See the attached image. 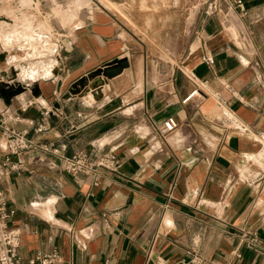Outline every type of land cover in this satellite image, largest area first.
I'll use <instances>...</instances> for the list:
<instances>
[{
  "label": "crops",
  "instance_id": "1",
  "mask_svg": "<svg viewBox=\"0 0 264 264\" xmlns=\"http://www.w3.org/2000/svg\"><path fill=\"white\" fill-rule=\"evenodd\" d=\"M242 1L247 14L234 11L243 29L236 38L204 16L203 0H169L155 18L185 20L191 34L186 55L168 69L147 60V44L129 23L146 32L140 6L149 0L72 3L88 16L55 72L52 62L53 77L0 99V112L21 118L9 126L40 146H64L67 157L113 155L122 166L71 176L39 149L20 156L22 170L1 179L0 194L15 210L24 263L56 247L61 264H264V253L244 243L255 234L264 251V0ZM206 52L211 67L201 62ZM118 60L127 68L101 83L96 76ZM95 80L98 101L86 96ZM30 99L40 105L21 112ZM167 119L175 129L163 135ZM38 126L46 130L36 134Z\"/></svg>",
  "mask_w": 264,
  "mask_h": 264
},
{
  "label": "rangeland",
  "instance_id": "2",
  "mask_svg": "<svg viewBox=\"0 0 264 264\" xmlns=\"http://www.w3.org/2000/svg\"><path fill=\"white\" fill-rule=\"evenodd\" d=\"M149 1V4L140 6L146 12L143 22L146 32H137L136 22L129 23L135 29L134 33L142 35L147 44V60L166 62L168 69L173 66L171 63L175 64L186 55L183 47L191 34L190 23L185 20L170 23L156 19L155 14L159 16L168 12L169 0ZM74 2L76 0H0V55L4 58V62H0V99L10 101L23 93H31L37 84L53 77L52 62L55 72L60 50L73 32L84 26L88 16L86 10L74 12ZM135 7L131 6L132 9ZM185 7L180 2L176 4L178 9ZM171 24L176 26L174 31L168 28ZM228 28L238 38L234 24H229ZM2 48L6 51L3 52ZM170 49L172 51H168ZM22 69L26 70L25 75ZM45 74L51 77L42 79L47 77ZM95 81L87 88L86 96L90 100L97 96L94 92ZM91 87L95 89L91 90Z\"/></svg>",
  "mask_w": 264,
  "mask_h": 264
},
{
  "label": "built area",
  "instance_id": "3",
  "mask_svg": "<svg viewBox=\"0 0 264 264\" xmlns=\"http://www.w3.org/2000/svg\"><path fill=\"white\" fill-rule=\"evenodd\" d=\"M205 4V17L216 16L220 19V25L229 30V24H234L236 30L243 31L239 26V21L233 20L235 9L238 10L240 18L245 17L247 12L242 0H203ZM244 36V35H243ZM245 38V37H244ZM201 62L211 67L214 64L212 55L206 52L201 56ZM40 105L35 99L26 100L19 104V110L25 112L34 105ZM44 111V115H48ZM22 123L23 120L13 115L9 110L0 112V153L2 161L0 162V181L13 173L18 174L22 170L20 156L36 149L41 150L45 155L57 158L63 167V171L71 176L78 174L92 173L97 174L100 171L116 173L121 168V162L113 155H91L86 151H77L71 156L64 155L65 147H46L40 146L27 136L25 132L17 131L9 122ZM175 124L172 119H167L163 123V135L173 132ZM46 130V126H38L35 129L36 134H41ZM16 158L13 162L12 158ZM44 161L43 159L41 160ZM15 216V210L9 206L6 198L0 194V264H61L62 256L60 251L53 247L48 252H34L27 260L23 262L20 248V232L11 225V220ZM244 243L248 250L258 254H263L262 242L255 234H248L244 237ZM76 247H79L76 244ZM193 263V262H192ZM154 264H165L163 262H154Z\"/></svg>",
  "mask_w": 264,
  "mask_h": 264
},
{
  "label": "water",
  "instance_id": "4",
  "mask_svg": "<svg viewBox=\"0 0 264 264\" xmlns=\"http://www.w3.org/2000/svg\"><path fill=\"white\" fill-rule=\"evenodd\" d=\"M124 68H127V62L125 60H118L101 70L99 76H102L107 81L121 74ZM99 99H94V101H98Z\"/></svg>",
  "mask_w": 264,
  "mask_h": 264
},
{
  "label": "bare ground",
  "instance_id": "5",
  "mask_svg": "<svg viewBox=\"0 0 264 264\" xmlns=\"http://www.w3.org/2000/svg\"><path fill=\"white\" fill-rule=\"evenodd\" d=\"M30 35H31V34H30ZM1 59H2V56L0 55V60H1ZM22 70H23V69H22ZM22 74L25 75V74H26V70H23V71H22ZM45 76H47V77H42V79H43V78H49V77H50V74H48V75L45 74ZM48 76H49V77H48ZM27 77H28V76H27ZM96 77H101V78H100V82H101V83L106 82V79H104L102 76H96ZM23 79H25V77H23ZM32 79H34V77H32ZM27 80H28V79H27ZM23 81H24V80H23ZM25 81H26V80H25ZM96 83L99 84V85L101 84V83H99V82H97V81H96ZM99 85H96L95 88H99V87H98ZM95 88H94V87H91V90H94ZM87 91H88V90H87ZM92 93H94V92H92Z\"/></svg>",
  "mask_w": 264,
  "mask_h": 264
}]
</instances>
